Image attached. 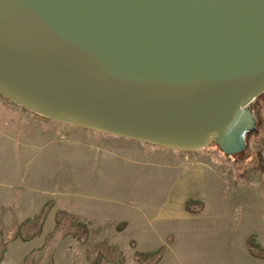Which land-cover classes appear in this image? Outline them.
I'll use <instances>...</instances> for the list:
<instances>
[{"label":"rangeland","instance_id":"obj_1","mask_svg":"<svg viewBox=\"0 0 264 264\" xmlns=\"http://www.w3.org/2000/svg\"><path fill=\"white\" fill-rule=\"evenodd\" d=\"M248 109L238 151L181 150L0 94V264H264V92Z\"/></svg>","mask_w":264,"mask_h":264},{"label":"water","instance_id":"obj_2","mask_svg":"<svg viewBox=\"0 0 264 264\" xmlns=\"http://www.w3.org/2000/svg\"><path fill=\"white\" fill-rule=\"evenodd\" d=\"M261 80L264 0H0V94L62 122L235 152Z\"/></svg>","mask_w":264,"mask_h":264},{"label":"bare ground","instance_id":"obj_3","mask_svg":"<svg viewBox=\"0 0 264 264\" xmlns=\"http://www.w3.org/2000/svg\"><path fill=\"white\" fill-rule=\"evenodd\" d=\"M5 87H3V85H0V89H4ZM262 88H264V80H261L251 86H249L246 91L241 95L239 96L235 102H234V108L235 107H239L241 106V104H244L245 106L247 105L246 104V101H249L251 99V95L254 94L256 91H259L261 90ZM7 90H9L8 88H5ZM4 89V90H5ZM10 91V90H9ZM10 93V92H9ZM13 93V92H12ZM72 119H74L75 121L77 122H80V123H85V124H95V125H98V126H105V127H108V123H105V122H111V120H109L108 118H104V117H94L95 119L97 120H102L104 121L105 124H99V123H95L91 120H88V119H83L81 117H79L78 115H70ZM93 117V116H91ZM111 124V123H110ZM118 124V123H117ZM204 136H202L203 138ZM166 140V142H169V141H176L174 139H171V138H164ZM198 140H201V138H194V139H188V140H180L178 139V141H181V142H178V145H182V146H192V149H202V148H205L207 147V145H205L204 141H198Z\"/></svg>","mask_w":264,"mask_h":264},{"label":"trees","instance_id":"obj_4","mask_svg":"<svg viewBox=\"0 0 264 264\" xmlns=\"http://www.w3.org/2000/svg\"><path fill=\"white\" fill-rule=\"evenodd\" d=\"M43 215V214H42ZM70 217V216H69ZM71 220L67 219L65 222H62V226L57 225L58 227H62L61 229H58L57 231H64V230H68V232L73 233L74 230H72V224L70 222ZM248 246H249V250L253 255L259 256V257H264V248L259 247L253 240L252 238L248 240L247 242ZM164 248H161L159 250V254L156 258L155 261L153 262H147V264H156L162 256V252H163Z\"/></svg>","mask_w":264,"mask_h":264}]
</instances>
